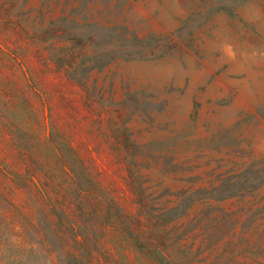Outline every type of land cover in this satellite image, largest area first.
<instances>
[{
	"label": "rangeland",
	"instance_id": "obj_1",
	"mask_svg": "<svg viewBox=\"0 0 264 264\" xmlns=\"http://www.w3.org/2000/svg\"><path fill=\"white\" fill-rule=\"evenodd\" d=\"M264 264V0H0V264Z\"/></svg>",
	"mask_w": 264,
	"mask_h": 264
},
{
	"label": "trees",
	"instance_id": "obj_2",
	"mask_svg": "<svg viewBox=\"0 0 264 264\" xmlns=\"http://www.w3.org/2000/svg\"><path fill=\"white\" fill-rule=\"evenodd\" d=\"M161 264H163V263H161Z\"/></svg>",
	"mask_w": 264,
	"mask_h": 264
}]
</instances>
